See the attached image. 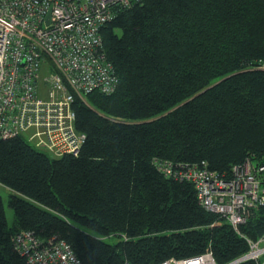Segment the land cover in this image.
Wrapping results in <instances>:
<instances>
[{
    "label": "trees",
    "instance_id": "16d2710c",
    "mask_svg": "<svg viewBox=\"0 0 264 264\" xmlns=\"http://www.w3.org/2000/svg\"><path fill=\"white\" fill-rule=\"evenodd\" d=\"M118 77L76 95L77 155L53 156L26 133L0 138V264H28L13 235L67 242L82 264H159L209 251L217 264L264 234V205L239 226L165 175L205 162L225 178L264 162V0H130L100 29ZM241 234L243 236H241ZM236 264H257L245 260Z\"/></svg>",
    "mask_w": 264,
    "mask_h": 264
},
{
    "label": "built area",
    "instance_id": "2783aa9c",
    "mask_svg": "<svg viewBox=\"0 0 264 264\" xmlns=\"http://www.w3.org/2000/svg\"><path fill=\"white\" fill-rule=\"evenodd\" d=\"M129 5L130 0H0V138L26 133L53 156L79 153L86 135L75 128L72 102L76 95L116 88L118 77L105 56L100 29ZM258 67L264 69V61ZM155 165L167 176L193 183L200 205L239 233L264 205V162L247 157L232 166L228 178L205 162L176 169L168 160ZM244 238L248 249L234 264H264V234ZM13 239L28 264H82L62 239L44 246L29 231ZM159 264L216 262L205 251Z\"/></svg>",
    "mask_w": 264,
    "mask_h": 264
},
{
    "label": "rangeland",
    "instance_id": "374dc122",
    "mask_svg": "<svg viewBox=\"0 0 264 264\" xmlns=\"http://www.w3.org/2000/svg\"><path fill=\"white\" fill-rule=\"evenodd\" d=\"M0 193H1L2 197H3L5 213H6V217H7L8 223L11 225L13 223V219H14V212H13V209L8 204L9 190L6 187H4L3 185L0 184ZM262 261L264 263V258H262Z\"/></svg>",
    "mask_w": 264,
    "mask_h": 264
},
{
    "label": "water",
    "instance_id": "95a60500",
    "mask_svg": "<svg viewBox=\"0 0 264 264\" xmlns=\"http://www.w3.org/2000/svg\"><path fill=\"white\" fill-rule=\"evenodd\" d=\"M48 15H49V14H48ZM48 15H47V16H48ZM235 262H237V261H233L232 263H229V264H234Z\"/></svg>",
    "mask_w": 264,
    "mask_h": 264
}]
</instances>
